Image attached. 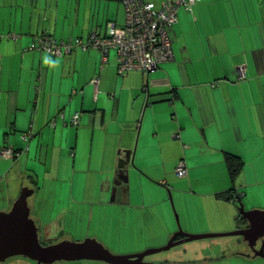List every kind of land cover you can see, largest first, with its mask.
I'll return each mask as SVG.
<instances>
[{"label":"crops","instance_id":"crops-1","mask_svg":"<svg viewBox=\"0 0 264 264\" xmlns=\"http://www.w3.org/2000/svg\"><path fill=\"white\" fill-rule=\"evenodd\" d=\"M176 14L174 60L119 75L114 49L100 68L95 49L54 57L29 47L38 34L65 40L123 26L121 0H0V147L17 150L0 157V210L27 187L43 234L54 225L127 255L164 246L178 228H244L239 202L264 211V0H199ZM125 150L127 182L116 184ZM229 157L241 163L235 181ZM180 160L183 177L173 170ZM240 238L193 240L144 260L264 264Z\"/></svg>","mask_w":264,"mask_h":264},{"label":"built area","instance_id":"built-area-1","mask_svg":"<svg viewBox=\"0 0 264 264\" xmlns=\"http://www.w3.org/2000/svg\"><path fill=\"white\" fill-rule=\"evenodd\" d=\"M124 6L125 21L123 26L108 22L102 34L91 32L86 38H68L58 40L53 36L38 34L34 37L31 50L46 52L54 57H67L76 49L83 51L95 49L100 53V68L107 62L108 53L116 52V68L119 75L131 70H139L147 74L161 63L174 60L172 41L169 29L177 21L181 8L191 12L199 0H161L154 6L149 0H121ZM13 39L16 35L9 36ZM1 39V37H0ZM239 68V74H243ZM91 83L96 86L98 77L94 76ZM76 113L72 122L77 123ZM12 149H0V157L11 158ZM184 161L175 166L174 173L178 177L187 174ZM231 198L238 199L235 193Z\"/></svg>","mask_w":264,"mask_h":264},{"label":"water","instance_id":"water-1","mask_svg":"<svg viewBox=\"0 0 264 264\" xmlns=\"http://www.w3.org/2000/svg\"><path fill=\"white\" fill-rule=\"evenodd\" d=\"M131 155L132 150L124 151V159L119 162V181H115L116 184L127 182L126 166L131 163ZM31 194V189L23 187L11 207L8 210H0V263L12 256H24L36 264L80 260L100 261L106 264H152L146 262L144 258L193 240L220 236H240L254 257L264 259V211L245 210L240 202L238 211L246 221L244 228L228 233L206 234H188L178 228V231L172 234L167 243L160 248L147 249L133 255H114L101 242L90 237L82 241L62 239L54 243L42 244L39 240L38 227L30 215L27 202Z\"/></svg>","mask_w":264,"mask_h":264},{"label":"rangeland","instance_id":"rangeland-1","mask_svg":"<svg viewBox=\"0 0 264 264\" xmlns=\"http://www.w3.org/2000/svg\"><path fill=\"white\" fill-rule=\"evenodd\" d=\"M31 198L29 199V201L31 202ZM175 217V216H174ZM175 220H176V217H175ZM54 226V225H53ZM52 226V228H53ZM38 231H39V240L41 241L42 244H49V243H54V242H57L61 239H66L68 237H71L70 239L72 240H75L77 241V237H82V235L80 236H71L69 233H68V236L67 235H64L63 233H60V232H56L55 231V228H53V232L52 231V228L51 230L47 233V235L43 234L42 232V228H40V226H38ZM43 227V226H41ZM123 231V230H122ZM124 232V231H123ZM100 236H101V233H100ZM109 239L112 241H114L113 243L111 242V244H115V245H118V243L115 242L114 240V237L113 236H110V234L108 235ZM86 237H90V236H86ZM46 238V239H45ZM85 238V237H84ZM99 241V240H98ZM105 246V245H104ZM184 246V245H183ZM106 247V246H105ZM112 254L114 255H127V253H124V252H118L117 250H113L109 247H106ZM184 247H182V245H180V247L178 246L176 249H182ZM167 251H162V252H159V253H154V254H151V255H148L146 256L145 258L148 260L150 259H154L156 260L159 256H162L166 253ZM80 261H76V262H67L69 264H99L98 262L96 261H81L80 263H78ZM57 263V262H56ZM0 264H36L33 260L29 259V258H26L24 256H12L10 258H8L5 262H2ZM105 264V263H104ZM187 264V262H186ZM197 264V262H196Z\"/></svg>","mask_w":264,"mask_h":264},{"label":"trees","instance_id":"trees-1","mask_svg":"<svg viewBox=\"0 0 264 264\" xmlns=\"http://www.w3.org/2000/svg\"><path fill=\"white\" fill-rule=\"evenodd\" d=\"M8 147L9 146H4V147H0V149H2V148H8ZM11 149H12V152H13V155H12L11 158H15V156L17 154V150H15L12 147H11ZM228 164H229V169H230V173H231L232 179H233V181H235L236 180L235 178L237 177L238 172L240 171V167L239 166L241 165V163H240V161L237 158H235V157H229ZM232 189H234V187ZM238 195H240V194H238ZM238 222H239V224L240 223L241 224L245 223V220H244V218L241 215H239V217H238Z\"/></svg>","mask_w":264,"mask_h":264}]
</instances>
